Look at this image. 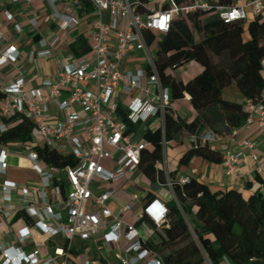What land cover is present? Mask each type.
<instances>
[{"label":"built area","instance_id":"2783aa9c","mask_svg":"<svg viewBox=\"0 0 264 264\" xmlns=\"http://www.w3.org/2000/svg\"><path fill=\"white\" fill-rule=\"evenodd\" d=\"M44 4L56 31L51 37H39L26 59L37 71L42 69L43 61L55 60V79L41 77L36 88L29 86L25 72L12 82L0 81L4 94L0 101V132H7L4 119L14 113L33 124L30 143L0 146V175H6L12 166L11 158L18 157L28 161L38 177L37 185L12 181L0 184V264H111L103 254L107 247L114 250L119 264H165L147 242L156 234L154 227L167 223V205L152 199L140 216L126 222L115 218L110 206L118 195L116 189L95 192V188L125 181L129 173L140 171L142 152L150 146L144 137L147 128L161 129L163 159L156 166L162 169L167 146L165 117L174 107L171 91L159 77L156 54L151 52L145 32L166 34L176 19L195 13L217 16L226 24L245 22L249 13L256 17L264 12V0H250L245 6L169 0L166 9L147 14L137 12L140 0H45ZM5 17L19 36L39 30L36 16L29 18L26 26L16 23L9 11ZM84 22L91 26L90 55L60 53L63 36ZM3 40L0 32V43ZM20 57L17 47L9 45L0 51V67L16 63ZM135 57L141 59L139 67L131 68L129 61ZM262 66L264 69V60ZM243 105L247 113L244 125L256 123L264 136V94L259 101L244 99ZM238 135L239 128L234 129L230 137L235 146L221 149L226 175L241 178L238 167L246 159L258 174L264 175V157L256 151L258 142L237 141ZM223 138L207 130L191 135L188 143L195 149L209 147L217 151L215 145ZM39 146L72 156L77 165L60 172L40 158ZM164 174V185L178 203L174 182L167 171ZM178 181L184 184L188 177ZM139 199V195H133V200ZM125 210L130 211L131 205L127 204ZM16 216L23 223L18 230L12 224ZM142 219L147 220L141 223L144 231L138 227ZM34 231L48 238L49 253L43 254L36 245ZM191 232L197 240L192 228ZM56 238L62 243H52ZM201 251L203 264H213L202 248ZM220 264L232 263L224 257Z\"/></svg>","mask_w":264,"mask_h":264},{"label":"trees","instance_id":"16d2710c","mask_svg":"<svg viewBox=\"0 0 264 264\" xmlns=\"http://www.w3.org/2000/svg\"><path fill=\"white\" fill-rule=\"evenodd\" d=\"M140 2L139 14L151 12L147 0ZM234 2L220 0L219 4L231 6ZM246 32L249 38L245 40ZM145 35L150 46L158 41L155 63L163 85L171 91L172 106L187 94L197 113L194 120L188 122L174 110H168L165 117L167 143L179 136L188 139L207 130L228 136L244 124L247 113L243 103L225 100L223 91L235 84L244 99L259 101L262 98L264 12L246 23L236 21L230 24L211 14L195 13L176 19L166 34L146 31ZM81 44L86 47V42ZM72 50L76 54L86 53H79L74 46ZM192 62L198 63L201 71L184 82L178 78V70ZM3 98L0 91V101ZM4 122L8 130L0 132V146L31 142L33 124L29 120L14 113ZM144 137L150 146L142 152L139 170L152 183L164 185V171L156 166L163 159L161 129L147 128ZM37 151L45 163L60 172L67 166L77 165L74 157L60 155L45 146H39ZM193 156L214 163L222 161L220 152L209 147H190L181 164H187ZM170 177L178 203L172 201L167 205V223L161 228L154 227L156 234L147 242L165 264H203L201 248L213 264H220L224 257L232 264H264V195L261 191L249 196L236 190L212 192L206 184L194 178L188 177L186 183L180 184L174 174ZM257 178L263 182L262 174ZM65 188V183H61L63 193ZM17 219L18 216L14 221ZM143 222L147 220L138 223Z\"/></svg>","mask_w":264,"mask_h":264},{"label":"crops","instance_id":"0c3cea01","mask_svg":"<svg viewBox=\"0 0 264 264\" xmlns=\"http://www.w3.org/2000/svg\"><path fill=\"white\" fill-rule=\"evenodd\" d=\"M45 0H35L32 3H20L12 4L11 0H0V32L4 36V40L0 43V51L3 52L9 45H15L20 52V60L16 63H8L0 67V81L3 83H9L14 81L20 72H25L29 79V86L36 88L39 86V79L41 77H51L55 79L57 74V63L55 60H46L42 63V69L39 71L34 70L27 62L26 56L32 47H34L39 37H51L56 31V27L50 18V11L44 4ZM148 1V0H147ZM156 3H148V8L154 11L163 10L169 3V0H155ZM186 1V0H179ZM211 3H219L220 0H205ZM250 0H235L233 5L245 6ZM165 2V3H164ZM9 11L14 15V21L22 25H27L29 18L36 16L40 20V27L37 33L27 32L23 36H19L14 26L7 21L5 13ZM254 19V16L249 13L248 22ZM90 24L84 22L81 27L71 33H67L63 36V40L59 45V52L62 54L75 53L72 50V46L76 48L79 53L78 56H89L91 52L92 40L90 37ZM246 36V37H245ZM248 33L244 35V39H248ZM86 42V47H83L81 42ZM153 45V44H152ZM151 45V46H152ZM140 57L130 59L129 66L131 68L139 67ZM200 65H188V69L179 72L178 78L187 82L194 76L200 73ZM223 97L225 100L243 103L244 98L240 94L236 85H232L223 91ZM174 110L179 117L185 121H192L196 117L197 113L193 109L189 95H186L182 100L174 103ZM52 112H56L54 109ZM255 140L258 142L256 149L257 153L264 157V136L262 135L258 125L253 123L251 125H242L239 128V135L237 141L242 140ZM216 149L221 154V149L224 147H234L235 143L231 142L230 135L224 136L222 141L216 143ZM190 144L185 136H179L176 139L167 143L166 156L162 163V169L168 174H174L175 178L180 179L184 177L194 178L200 182L206 184L212 192L236 190L249 196L255 191H261L264 195V175H262L263 182L260 183L257 179L258 173L254 169V164L246 159L238 167V172L241 178L236 176L228 177L225 173L223 162L214 163L205 160L198 156H193L189 159L187 164H181L182 158L189 152ZM15 158V161L13 162ZM11 167L7 170L6 175H0V184L5 181H12L16 183L26 184L31 183L37 185L38 177L30 170L28 161L19 159L18 157L11 158ZM9 172L21 174L25 173L24 180H17L9 177ZM16 175V174H15ZM61 176H63L61 174ZM18 177V175L16 176ZM114 188L117 190V197L110 202L111 209L114 213V217L124 220L126 222H132L134 217L137 218L142 214L143 207L151 199H159L164 204L168 205L170 202L175 201L173 192L165 185L160 183H152L141 171L129 173L125 181L103 185L101 189L95 188V192L98 193L104 189ZM66 189V188H65ZM139 195V200H133V195ZM17 199V196H14ZM127 204L131 205V210H125ZM188 220V219H187ZM190 222V221H188ZM14 230H18L23 227L22 222L17 220L12 222ZM191 226V225H190ZM138 227L144 231L143 224H138ZM38 238H41V244H38ZM34 241L37 246L40 247L43 254L50 252L49 240L46 236L41 235L39 232L34 231ZM62 239L56 238L52 243L60 244ZM107 252V254L105 253ZM114 250L107 247L103 254L107 256L108 261ZM111 263V262H110Z\"/></svg>","mask_w":264,"mask_h":264},{"label":"rangeland","instance_id":"374dc122","mask_svg":"<svg viewBox=\"0 0 264 264\" xmlns=\"http://www.w3.org/2000/svg\"><path fill=\"white\" fill-rule=\"evenodd\" d=\"M152 3H154V5H155L156 1H154V2H152ZM152 3H151V4H152ZM164 3H165V2H164ZM245 37H246V36H245ZM157 49H158V41H156V42L151 46V52L156 54ZM189 64L199 66V64H198V63H195V62H192V63H189ZM189 64H186V65H184L183 67H181V68L178 70V72H183V71L187 70ZM15 174H16V175H15ZM17 175H18V177H16ZM9 177H12L13 179H17V180H18V179H19V180H24V178H25V173L21 172V174H18L17 172H16V173L9 172ZM191 221L193 222L192 219H191ZM189 223H190V222H189ZM190 225H191V223H190ZM191 228H192V225H191ZM38 241H39L38 244L40 245V244H41V238H38ZM42 253H43V251H42ZM105 253L107 254L106 251H105ZM110 262H111V264H119L118 260L115 258L114 255H112V257L110 258Z\"/></svg>","mask_w":264,"mask_h":264},{"label":"water","instance_id":"95a60500","mask_svg":"<svg viewBox=\"0 0 264 264\" xmlns=\"http://www.w3.org/2000/svg\"><path fill=\"white\" fill-rule=\"evenodd\" d=\"M154 1H155V0H148L149 3H152V2H154Z\"/></svg>","mask_w":264,"mask_h":264},{"label":"bare ground","instance_id":"6f19581e","mask_svg":"<svg viewBox=\"0 0 264 264\" xmlns=\"http://www.w3.org/2000/svg\"><path fill=\"white\" fill-rule=\"evenodd\" d=\"M15 161V158H14V160H13V162Z\"/></svg>","mask_w":264,"mask_h":264}]
</instances>
